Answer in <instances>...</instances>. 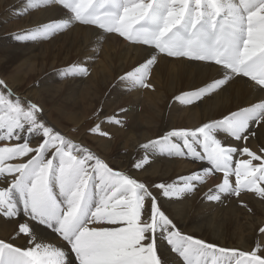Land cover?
<instances>
[{"label":"snow or ice","instance_id":"obj_1","mask_svg":"<svg viewBox=\"0 0 264 264\" xmlns=\"http://www.w3.org/2000/svg\"><path fill=\"white\" fill-rule=\"evenodd\" d=\"M48 5L63 7L68 17L18 34L19 39H48L78 22L150 46L167 57L219 66L221 78L175 97L186 104L222 90L237 76L248 77L264 89V0H28L29 8ZM156 60V55L151 56L120 79L151 88L148 77ZM78 67L87 75L86 67ZM253 125L264 127V101L194 129L170 130L141 145L210 165L179 178V183L153 187L162 189L165 197H180L193 192L210 174L222 173L215 192L209 189L208 200L239 197L244 191L264 199V146L252 150L239 143L255 135ZM89 131L110 137L99 124ZM220 133L236 146L224 145ZM5 141L16 142L0 146L4 181L0 217L15 222L30 246L22 249L0 240V264H162L157 232L183 264H209V258L210 264H264L259 247L244 252L183 235L145 183L114 170L89 148L48 125L38 104L13 98L0 80V142ZM236 154L246 158L236 160ZM147 162L145 156L134 167L141 169ZM21 214L24 222L14 219ZM32 222L56 234L70 253L39 241ZM259 233L264 237V227Z\"/></svg>","mask_w":264,"mask_h":264},{"label":"bare ground","instance_id":"obj_2","mask_svg":"<svg viewBox=\"0 0 264 264\" xmlns=\"http://www.w3.org/2000/svg\"><path fill=\"white\" fill-rule=\"evenodd\" d=\"M68 15L61 6L29 8L28 0H0V80L6 82L13 98L38 104L48 125L89 148L114 170L145 183L161 210L183 235L244 252L259 247V254L264 256V237L259 233V228L264 227V199L244 191L239 197L222 195L219 201L208 200L209 189L215 192L216 185L222 182V173L210 174L191 193L165 197L162 189L153 187L155 184L179 183V178L202 172L210 165L191 156L168 155L151 146L141 147L170 130L194 129L264 101V89L248 77L237 76L222 90L186 104L175 97L221 78L219 66L169 58L150 46L133 44L115 33L78 22L48 39L18 38V34L66 19ZM153 55L157 60L148 77L151 88L134 87L120 79ZM78 66L86 67L87 75L81 74ZM116 120L120 123H115ZM97 124L110 137L89 131ZM252 127L255 135L239 143L257 150L264 146V127ZM218 138L226 146H236L237 142L223 133ZM15 142H0V146ZM36 142L33 138V146ZM197 150L202 152L199 146ZM145 156L148 162L141 169L135 168ZM242 158L246 157L234 156L236 160ZM230 179L234 185L235 177ZM3 185L0 179V186ZM14 219L24 222L26 218L21 214ZM32 226L39 241L70 253V248L49 229L35 222ZM0 240L22 249L30 246L23 234L18 233V225L3 217H0ZM156 247L162 264H183L159 232ZM71 258L74 259V254Z\"/></svg>","mask_w":264,"mask_h":264}]
</instances>
